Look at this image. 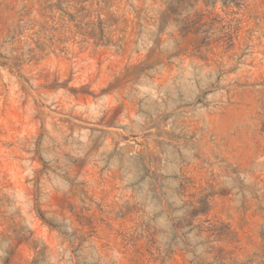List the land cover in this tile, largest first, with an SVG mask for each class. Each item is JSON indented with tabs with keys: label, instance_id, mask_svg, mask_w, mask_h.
Masks as SVG:
<instances>
[{
	"label": "rangeland",
	"instance_id": "rangeland-1",
	"mask_svg": "<svg viewBox=\"0 0 264 264\" xmlns=\"http://www.w3.org/2000/svg\"><path fill=\"white\" fill-rule=\"evenodd\" d=\"M0 264H264V0H0Z\"/></svg>",
	"mask_w": 264,
	"mask_h": 264
}]
</instances>
